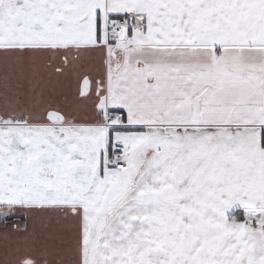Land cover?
I'll return each mask as SVG.
<instances>
[{"label": "snow or ice", "instance_id": "6c2138e0", "mask_svg": "<svg viewBox=\"0 0 264 264\" xmlns=\"http://www.w3.org/2000/svg\"><path fill=\"white\" fill-rule=\"evenodd\" d=\"M0 86V264H264V0H0Z\"/></svg>", "mask_w": 264, "mask_h": 264}, {"label": "crops", "instance_id": "0c3cea01", "mask_svg": "<svg viewBox=\"0 0 264 264\" xmlns=\"http://www.w3.org/2000/svg\"><path fill=\"white\" fill-rule=\"evenodd\" d=\"M39 79L36 75L31 73L30 69H24L22 78L17 81L21 86V90L26 94V96H31L33 92H43L47 95H57L61 91V86L57 84L54 80H50L46 73H40ZM2 86H0V91H2ZM55 90V91H54ZM3 230L0 229V232ZM3 240L0 239V245H2Z\"/></svg>", "mask_w": 264, "mask_h": 264}]
</instances>
